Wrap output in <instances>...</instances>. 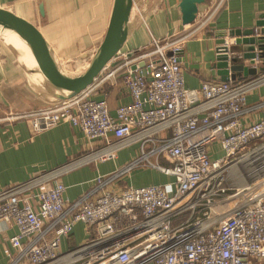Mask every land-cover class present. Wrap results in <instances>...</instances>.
<instances>
[{
    "label": "built area",
    "instance_id": "2783aa9c",
    "mask_svg": "<svg viewBox=\"0 0 264 264\" xmlns=\"http://www.w3.org/2000/svg\"><path fill=\"white\" fill-rule=\"evenodd\" d=\"M226 1L214 0L197 28ZM182 32L121 53L91 87L54 108L7 116L30 119L35 133L69 123L102 145L0 190V221L17 228L6 264H264V97L248 102L264 72L189 89L179 52L193 34ZM119 79L132 100L113 115L106 97L93 96ZM134 145L140 156L64 199L62 177ZM139 168L171 180L118 186ZM78 224L89 237L64 251Z\"/></svg>",
    "mask_w": 264,
    "mask_h": 264
},
{
    "label": "crops",
    "instance_id": "0c3cea01",
    "mask_svg": "<svg viewBox=\"0 0 264 264\" xmlns=\"http://www.w3.org/2000/svg\"><path fill=\"white\" fill-rule=\"evenodd\" d=\"M157 1L138 0L132 15L130 39L123 51L132 53L146 46L152 37L164 38L182 31L184 34H193L179 53L185 58L182 67L185 85L189 89H199L206 82H221L211 75L204 58L215 50L222 34L225 33L226 40L231 31H254L259 21L264 19V0H227L212 21L198 29L197 23L214 0L199 6L195 23L187 26L182 23L178 7L181 0ZM113 5L114 0H0V7L40 27L48 41L47 47L53 50L67 71H77L95 53L96 45L106 33ZM256 67L257 74L249 79L264 72V60L259 61ZM26 74L18 68L13 69L4 54H0V190L102 145V142L88 139L80 128L69 123H60L35 133L30 119L7 120L10 114L36 113L63 102L55 92L48 91L44 81L34 80L32 75ZM93 97H106L113 115L119 106L129 104L132 100L121 79L116 85L101 86ZM263 97L264 86L252 92L248 99L253 104ZM139 148L138 145L131 146L120 151L114 160L91 164L62 177L61 182L66 187L64 199L74 201L89 192L98 176L111 174L140 156ZM162 163L168 164L164 160ZM142 180L152 181L153 184L140 185ZM170 180L156 170L140 168L122 178L118 186L142 187ZM90 232L85 225H76L71 237L63 240V250L83 244ZM16 234L17 228L13 222L0 221V264H6L4 247Z\"/></svg>",
    "mask_w": 264,
    "mask_h": 264
},
{
    "label": "water",
    "instance_id": "95a60500",
    "mask_svg": "<svg viewBox=\"0 0 264 264\" xmlns=\"http://www.w3.org/2000/svg\"><path fill=\"white\" fill-rule=\"evenodd\" d=\"M208 1L181 0L178 7L183 25L195 23L199 6ZM137 4L138 0H114L109 28L103 42L89 56L87 63L74 72L65 70L53 50L47 47L48 41L40 27L33 21L0 7V31L9 30L31 40L38 72L58 97L67 101L91 87L110 62L124 52L130 39L132 15ZM229 37L234 39L230 47L226 45L224 33L219 37L215 50L205 55L204 61L211 75L221 82L248 79L256 75V64L264 60V19L259 21L254 31H231ZM181 58L184 62L185 58Z\"/></svg>",
    "mask_w": 264,
    "mask_h": 264
},
{
    "label": "rangeland",
    "instance_id": "374dc122",
    "mask_svg": "<svg viewBox=\"0 0 264 264\" xmlns=\"http://www.w3.org/2000/svg\"><path fill=\"white\" fill-rule=\"evenodd\" d=\"M155 2H158L157 0H154ZM113 10V9H112ZM112 14V13H111ZM110 19H111V16H110ZM109 24H110V20H109V23H108V27H107V30H106V33L108 31V28H109ZM106 33L104 35V37H102V40L101 42L96 45V49H95V52L98 50L99 46L101 45V43L103 42L105 36H106ZM149 44V43H148ZM12 47V49L10 47ZM0 54H4V58L5 60H8L9 61V65L14 69V68H18L23 74L27 73L26 75L29 76V75H34L35 73H38V71H36V69H28L26 65H24L22 63V58L20 57V55L18 54V51L10 44H8L7 42H5L1 37H0ZM113 65V64H112ZM66 70V68H65ZM69 72H74V69L69 71ZM44 83H46L47 85V82L44 80ZM48 91H51L54 92L50 86H48ZM255 99L257 97H254ZM258 99V98H257ZM248 102L249 103H252L250 102V99H248ZM16 113V112H15ZM18 114V113H16ZM219 151V147L218 146H214L213 148V152H218ZM216 155H220V153H216ZM140 169V168H139ZM150 169V168H149ZM138 170V169H137ZM140 185H148V184H153L152 181H148V180H142L139 182ZM183 221L182 220H177L175 221V224H179ZM72 250V249H71Z\"/></svg>",
    "mask_w": 264,
    "mask_h": 264
},
{
    "label": "bare ground",
    "instance_id": "6f19581e",
    "mask_svg": "<svg viewBox=\"0 0 264 264\" xmlns=\"http://www.w3.org/2000/svg\"><path fill=\"white\" fill-rule=\"evenodd\" d=\"M0 37L18 51V54L22 58V63L26 65L28 69H36V71H38V64L33 57L34 50L31 40L22 38L9 30L0 31ZM10 48L12 49V47ZM32 78L37 81H44L43 75L39 72L32 75Z\"/></svg>",
    "mask_w": 264,
    "mask_h": 264
}]
</instances>
